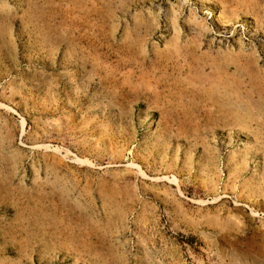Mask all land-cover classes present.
Masks as SVG:
<instances>
[{"label": "rangeland", "instance_id": "1", "mask_svg": "<svg viewBox=\"0 0 264 264\" xmlns=\"http://www.w3.org/2000/svg\"><path fill=\"white\" fill-rule=\"evenodd\" d=\"M0 264H264V0H0Z\"/></svg>", "mask_w": 264, "mask_h": 264}]
</instances>
